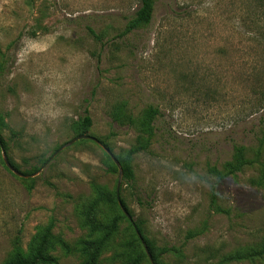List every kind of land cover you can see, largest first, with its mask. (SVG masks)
<instances>
[{
	"label": "rangeland",
	"instance_id": "obj_1",
	"mask_svg": "<svg viewBox=\"0 0 264 264\" xmlns=\"http://www.w3.org/2000/svg\"><path fill=\"white\" fill-rule=\"evenodd\" d=\"M139 2L0 0L7 158L33 174L78 136L72 126L86 110L88 134L125 157L139 134L115 123L111 108L126 102L141 116L152 107L154 134L120 195L160 260L222 264L242 252L249 257L231 264H264V255L253 256L264 243V18L246 19L242 0H156L151 23L128 32ZM238 148L249 162L216 178L210 169L226 174ZM118 181L117 165L91 140L64 149L33 178L12 172L0 147V264L28 253L51 223L72 246L100 238L83 212L99 200L97 220L121 216L109 201ZM135 235L122 218L98 264H152ZM175 248L181 254L165 252ZM51 254L58 264H85L80 252L55 246Z\"/></svg>",
	"mask_w": 264,
	"mask_h": 264
},
{
	"label": "trees",
	"instance_id": "obj_2",
	"mask_svg": "<svg viewBox=\"0 0 264 264\" xmlns=\"http://www.w3.org/2000/svg\"><path fill=\"white\" fill-rule=\"evenodd\" d=\"M139 1L140 4L138 9L132 14L131 19L128 22L127 25L128 32H131L143 25H149L153 19L154 3L156 0H139ZM242 4H243L242 5L243 16L246 19L264 18V0H242ZM157 113L158 111L151 107L143 115L136 116L129 111L128 104L126 102H121L114 105L109 112L110 117L115 123H117L120 126H128L134 128L139 134L138 145L131 148L125 157L121 155L115 156L117 160L120 161L121 163L124 172V178L129 182L133 181L134 179L133 169L131 166L132 159L135 155L147 149V143L154 134V129H155L154 124L157 117ZM92 124H93L92 118L89 115L88 111L86 110L85 115L73 124L72 130L78 136L89 135L88 132L90 131ZM5 127L6 124L4 122V119L0 116V141L5 151H7L8 148L4 144L3 139L1 138V131ZM105 146L108 149H110V151L112 152V149L108 145ZM106 155L109 158V160H112V158L107 153ZM48 160L49 159L42 160L40 161L41 163L39 166H34L32 169L33 174L38 172L40 168H42ZM234 162L235 163L229 164V171L226 174H223L217 168H211L210 172L216 178L223 179L227 177V175L233 174L236 171L241 170V168L244 167L249 162L248 160H246L242 148L237 149ZM11 165L16 170L19 169V167L15 163L11 162ZM104 197L105 195L102 193V199ZM109 201L119 206L117 199V191L113 195V197L109 198ZM121 201L125 209L130 213V215L133 218V215L131 214V212L127 207L125 199L121 198ZM99 204H100L99 200L93 201L91 204L87 206L86 210H84L83 216H84V225L90 229L91 235L94 236L96 233H101L102 236L100 238L84 239L79 241L74 246H72L61 237H58L53 234V224L51 223L47 227H45L38 236L35 237V239L30 245V250L28 251V253H23L21 251L17 252L7 264H58V258L51 254V251L54 250L55 246H59L66 254H73L75 252L82 253L83 256L86 257L85 264H98L99 258L102 255L107 243L118 231L121 219L122 218L128 219L127 216L121 210L122 213L121 216L113 218L109 223H104L102 221L97 220L94 217L93 213L99 207ZM134 222L141 236L145 240L155 264H164L160 260V254L156 253L154 244L146 236L145 229L143 228L142 223L135 220ZM130 223L135 231L136 234L135 237L136 236L138 237L136 238L137 241L141 242L131 221ZM189 237H194V234L190 232ZM171 251H175V253L181 254L180 252H178L176 248L173 250L172 249L165 250V252H171ZM145 255H147L146 250H145ZM249 255L250 254H245L242 252L231 254L226 258H224L222 264H231L232 262H240L248 258ZM261 255H264V243L262 244L259 250H256L253 253V256H261ZM140 261H141L140 258H136L129 264H139Z\"/></svg>",
	"mask_w": 264,
	"mask_h": 264
},
{
	"label": "water",
	"instance_id": "obj_3",
	"mask_svg": "<svg viewBox=\"0 0 264 264\" xmlns=\"http://www.w3.org/2000/svg\"><path fill=\"white\" fill-rule=\"evenodd\" d=\"M80 140H91V141H94L95 143H97L111 158L112 160L115 162V164L117 165L118 167V170H119V181H118V185H117V199H118V204L121 208V210L123 211V213L127 216V218L132 222L136 232H137V235L139 236L145 250H146V253L151 261L152 264H155L153 258H152V255L148 249V246L145 242V240L143 239V237L141 236L140 232L138 231L137 227H136V224L132 218V216L130 215V213L125 209L122 201H121V196H120V188H121V185H122V181H123V177H124V172H123V168L122 166L120 165L119 161L117 160V158L115 157V155L110 151V149H108L106 146H104V144L102 142H100L97 138L95 137H92L90 135H82V136H78L74 139H72L71 141L67 142L66 144H64L63 146H61L50 158L49 160L45 163V165L40 168V170L34 174H31V175H23L22 173H20L19 171H17L12 165L11 163L9 162L8 158H7V154H6V151L0 141V147L2 149V152H3V156H4V159H5V162L7 164V166L9 167V169L14 172L15 174L21 176V177H25V178H33L35 176H37L40 172L43 171V169L60 153L62 152L64 149L74 145L76 142L80 141Z\"/></svg>",
	"mask_w": 264,
	"mask_h": 264
}]
</instances>
